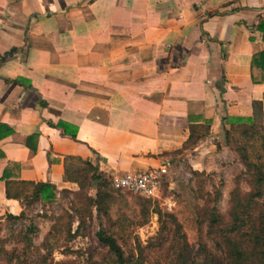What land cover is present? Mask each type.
<instances>
[{
  "label": "crops",
  "instance_id": "0c3cea01",
  "mask_svg": "<svg viewBox=\"0 0 264 264\" xmlns=\"http://www.w3.org/2000/svg\"><path fill=\"white\" fill-rule=\"evenodd\" d=\"M263 20L264 0H0V217L24 212L8 182L78 187L70 158L112 177L232 156L223 120L264 109Z\"/></svg>",
  "mask_w": 264,
  "mask_h": 264
},
{
  "label": "rangeland",
  "instance_id": "374dc122",
  "mask_svg": "<svg viewBox=\"0 0 264 264\" xmlns=\"http://www.w3.org/2000/svg\"><path fill=\"white\" fill-rule=\"evenodd\" d=\"M264 120L259 122L264 123ZM222 142L224 137L222 133ZM219 150L220 144L216 143ZM232 156H221L211 161V170L195 175L183 156L168 168L158 196L149 199L150 211L158 208L162 213L173 215L187 244V258L191 264H202L205 252L222 263V253L217 249L214 235H209L207 222L201 211L214 205L226 215L230 193L236 186L243 192L249 190L248 180L240 177L242 165L232 151ZM83 169L74 163L71 173ZM199 173V172H198ZM57 191L51 202L29 201L23 217L13 221L6 216L0 219V264H110L107 248L99 244L96 233L106 229L114 235L129 264H157L161 252L152 251L150 245L159 236L158 216L150 213L148 223L143 221L141 198L130 193L111 191L112 200L107 214H98L95 208H87L85 197H96L94 183L87 182L83 190ZM221 197L214 204L215 192ZM141 198V199H140ZM264 201V198L262 199ZM71 222V233L67 235ZM35 227V234L29 228ZM168 229L174 230L171 225Z\"/></svg>",
  "mask_w": 264,
  "mask_h": 264
},
{
  "label": "trees",
  "instance_id": "16d2710c",
  "mask_svg": "<svg viewBox=\"0 0 264 264\" xmlns=\"http://www.w3.org/2000/svg\"><path fill=\"white\" fill-rule=\"evenodd\" d=\"M257 30L263 33L264 20L261 21ZM252 81L259 83L264 78H257V70H264V52L253 56L251 62ZM253 116L251 118H225L223 129L224 144L227 149L235 153L238 162L243 167L240 177L248 181L249 190L243 192L236 186L230 193L229 208L226 215L219 213L214 205L201 211V217L207 222L209 235H214L215 246L222 253L223 264H264V109L261 102H253ZM264 122V121H263ZM66 132V128L62 126ZM12 133L7 126L0 125V140ZM75 137V134L72 135ZM203 137V136H202ZM192 133L183 146L188 149L202 138ZM74 163L83 166V169L72 172ZM200 175L202 172H195ZM65 177L68 181L75 183L79 190H83L88 181L95 185L96 197H85L88 210L95 208L98 214L108 212V204L112 200L111 177L99 172L98 168L89 161H82L77 158H70L65 165ZM6 198L22 201L24 208L26 204L33 201L51 202L55 199L56 188L53 185L44 183L8 182L6 184ZM137 196V195H135ZM140 197V196H138ZM221 197L220 192H215L212 200L216 204ZM143 198V197H141ZM140 198V199H141ZM141 210L143 221L138 224L143 226L148 223L149 214L158 216L159 236L155 243L150 245L152 251L161 252L155 259L157 264H191L187 258V244L183 235L179 232V225L173 215L162 213L158 208L150 211L149 199H141ZM24 212L19 216L6 215L7 218L18 221L23 217ZM2 217H0L1 219ZM71 222L68 225L67 235L74 238L76 233H71ZM168 225L174 228L168 229ZM30 234H35V227L29 228ZM99 244L108 250L110 264H129L122 249L116 242L114 235L106 229H100L96 233ZM205 259L202 264H215L209 254L204 253ZM41 261L47 264L46 256ZM51 264H65L53 263Z\"/></svg>",
  "mask_w": 264,
  "mask_h": 264
},
{
  "label": "built area",
  "instance_id": "2783aa9c",
  "mask_svg": "<svg viewBox=\"0 0 264 264\" xmlns=\"http://www.w3.org/2000/svg\"><path fill=\"white\" fill-rule=\"evenodd\" d=\"M167 171V167L162 165L145 171L114 175L111 177L112 188L120 193L154 199L158 196Z\"/></svg>",
  "mask_w": 264,
  "mask_h": 264
}]
</instances>
